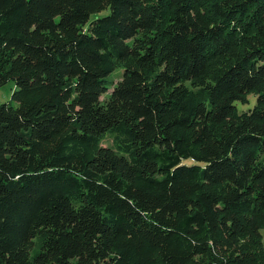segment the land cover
<instances>
[{"label": "trees", "instance_id": "1", "mask_svg": "<svg viewBox=\"0 0 264 264\" xmlns=\"http://www.w3.org/2000/svg\"><path fill=\"white\" fill-rule=\"evenodd\" d=\"M9 81L0 264H264V0H0Z\"/></svg>", "mask_w": 264, "mask_h": 264}, {"label": "rangeland", "instance_id": "2", "mask_svg": "<svg viewBox=\"0 0 264 264\" xmlns=\"http://www.w3.org/2000/svg\"><path fill=\"white\" fill-rule=\"evenodd\" d=\"M122 73H123L122 69L116 70L111 76L112 80L115 83H117L120 80ZM15 87H16L15 82L9 81L5 86H3L0 89V104H6L11 101ZM111 92L112 90L109 91V93ZM249 100H250V103L248 105L238 104V109L240 112L247 111L255 105L256 99L249 97ZM106 145H108V143H106ZM262 236H263V243H264V229L262 230Z\"/></svg>", "mask_w": 264, "mask_h": 264}]
</instances>
